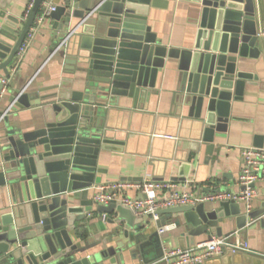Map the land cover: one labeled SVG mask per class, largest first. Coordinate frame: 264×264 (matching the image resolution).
Returning a JSON list of instances; mask_svg holds the SVG:
<instances>
[{
    "label": "water",
    "instance_id": "95a60500",
    "mask_svg": "<svg viewBox=\"0 0 264 264\" xmlns=\"http://www.w3.org/2000/svg\"><path fill=\"white\" fill-rule=\"evenodd\" d=\"M43 1L35 0L24 20L5 8L0 10V70L9 80L10 68ZM170 3L183 5L193 15L191 48H167L152 32L150 9L167 8ZM1 5L5 7L4 2ZM48 17L57 30L55 43L63 41L66 53L76 56L78 87L63 86L48 93L42 105V99L30 101L25 86L17 88L10 82L11 103L20 108L42 105L43 115L35 117L29 129L11 127L9 113L0 119L4 125L0 126V187L16 204L0 211V264H106L107 260L118 264L125 262L129 251H139L144 262L150 263L163 255L162 242L173 247L172 239L162 238L158 231L145 239L141 223L146 217L115 200L98 204V210L117 208L127 224L118 234L128 240L111 244L104 238L82 245L75 241L81 234L77 233L76 221L83 220L94 203L88 193L98 182L96 172L104 171L98 167L99 156L112 145L123 144L117 129L122 126L110 122L112 113L116 106L129 107L128 98H134L133 106L137 107L140 96L155 93L166 58H178L179 100L190 106L189 115L195 118L201 133L196 142L207 143L210 157L216 131L228 128L232 100L243 99L247 84L259 83L257 74L238 68L241 57L259 55L255 2L64 0ZM4 85L0 81V90ZM186 168L188 164L182 166L181 180L185 179ZM159 212L180 213L172 222L181 248L195 244V237L208 231L223 235L219 222L227 216H237L234 229L244 227L249 217H260L264 226V202L249 213L235 200H220L212 209L201 202ZM164 224L157 221L158 227ZM98 245L102 248L94 254L83 255ZM252 259L264 264V255L242 251H227L204 264H245Z\"/></svg>",
    "mask_w": 264,
    "mask_h": 264
},
{
    "label": "crops",
    "instance_id": "0c3cea01",
    "mask_svg": "<svg viewBox=\"0 0 264 264\" xmlns=\"http://www.w3.org/2000/svg\"><path fill=\"white\" fill-rule=\"evenodd\" d=\"M63 1L54 0V3L57 5ZM1 2H4L5 7ZM254 2L260 37L259 55L241 57L238 68L257 74L259 83L247 84L243 99L232 100L228 128L226 131H216L215 149L212 155L207 157L206 142H196L201 133L194 122L195 118L189 115L190 106L182 104L179 100L181 73L179 59L169 60L167 57L164 70L158 74L155 93L140 96L137 107L133 106L132 97L128 98L129 107L126 108V105L115 107L110 122L117 127L122 126L117 129L118 137L123 144L112 145L111 150L100 154L98 167L104 171L96 172L98 182L90 188L88 198L93 199L94 193L102 183L116 180L137 182L146 178L170 180L178 184L181 190L190 189L196 193H207L217 189L240 191L244 188L237 179L242 167V148L264 147V86L262 85L264 83V0H254ZM29 3L30 0H0V10L5 8L8 13L24 20ZM148 23L152 26V32L157 34V39L167 48L182 50L192 47L195 31L193 15L183 5L175 6L170 3L167 8L152 7ZM56 32L53 20L49 17L39 28H31V35H27L23 44L22 54L17 55L10 68L9 84L0 97V114L11 105L10 96L13 88L10 82H13L17 88L25 86V92L31 94L29 99L33 103L63 86L78 87L79 63L75 61V55L66 53V44H62L59 49L56 48L58 45L55 43ZM67 58H73L72 62L66 61ZM1 76H5L3 70H0ZM41 102L43 105L46 101L42 99ZM42 105L32 104L24 108L14 105L9 113L10 126L32 128L33 119L43 115ZM0 126L4 127L2 123ZM131 133L133 135L130 137ZM184 164H188V168L183 175L185 179L181 180V169ZM255 187L258 194L252 202L253 210L263 205L264 180L257 182ZM124 193L132 197L142 196L136 188H128ZM205 203L208 209H212L218 206L219 201ZM14 205L16 204L12 196L1 191L0 187V211L8 210ZM240 205L245 212V204L240 202ZM103 214L104 212L98 210V203L94 201L86 217L76 221L77 233L81 234L77 235L75 241L80 245L85 241L91 243L104 238L110 239L111 244L117 240L127 241L123 234H118L122 228H127L125 220L120 218L118 209L106 212L105 219ZM178 215L180 213L173 212L170 215L160 213L157 220L145 216L146 222L141 223L146 234L144 238L147 239L149 234L158 231L162 238L172 239L173 247H180L177 229L172 222ZM159 219L165 222L163 226H167L164 231H160L157 225ZM236 222V215L227 216L220 221L219 226L223 231L221 236H227L230 241H234L235 233L238 232L240 237L248 240L252 249L251 252H242L263 257L264 226L260 217H249L244 227L234 229ZM214 234L208 231L196 236L195 244ZM162 244L164 249L170 246L167 242ZM101 248L100 245L91 247L83 255H92ZM225 253L227 251L223 254ZM160 258L145 263L139 251H134V254L129 251L126 253L125 262L118 264H167ZM105 263L111 264L108 260ZM245 264H259V262L252 259Z\"/></svg>",
    "mask_w": 264,
    "mask_h": 264
},
{
    "label": "built area",
    "instance_id": "2783aa9c",
    "mask_svg": "<svg viewBox=\"0 0 264 264\" xmlns=\"http://www.w3.org/2000/svg\"><path fill=\"white\" fill-rule=\"evenodd\" d=\"M35 0H30L27 14L34 5ZM56 4L54 0H44L40 10L36 15L32 28H39L50 12L54 10ZM31 33V30H30ZM29 33V34H30ZM264 33V32H263ZM31 35V34H30ZM63 44L61 41L57 49ZM23 47V46H22ZM23 50L18 54H22ZM17 65V64H16ZM5 85L0 90V97L4 94L9 79L0 77ZM14 105L11 103L1 114L0 119L10 113ZM242 167L238 174V182L243 185L240 191H230L217 189L207 193H196L190 189H180L178 184L170 180H155L146 178L142 181L130 182L126 180L108 181L98 186L97 192L93 195V200L98 204H108L115 200L118 203L132 209L138 216H150L157 220L160 216V209L182 204H198L206 201L235 200L245 204V212L253 210V200L258 191L255 184L264 180V147L248 146L242 148ZM128 188H136L142 193L141 197H132L124 193ZM106 218V212L103 214ZM167 227L161 226L160 231ZM236 238L230 241L227 236L211 235L208 239L193 244L192 246L168 247L160 260L167 264H204L209 258L223 254L226 251H247L251 252L248 240L240 237L238 232Z\"/></svg>",
    "mask_w": 264,
    "mask_h": 264
}]
</instances>
